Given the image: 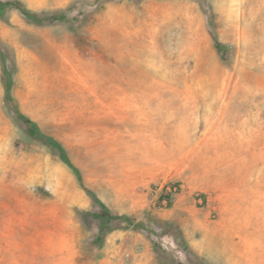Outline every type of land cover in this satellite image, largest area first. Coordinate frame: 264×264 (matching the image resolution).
<instances>
[{"label":"rangeland","instance_id":"374dc122","mask_svg":"<svg viewBox=\"0 0 264 264\" xmlns=\"http://www.w3.org/2000/svg\"><path fill=\"white\" fill-rule=\"evenodd\" d=\"M21 1L71 5L75 24L0 17L19 110L135 221L98 238L92 196L6 102L0 59V264H264V0Z\"/></svg>","mask_w":264,"mask_h":264},{"label":"trees","instance_id":"16d2710c","mask_svg":"<svg viewBox=\"0 0 264 264\" xmlns=\"http://www.w3.org/2000/svg\"><path fill=\"white\" fill-rule=\"evenodd\" d=\"M109 0H96V3L99 6H102L104 3H106ZM203 5L204 1L201 0ZM8 7H13L18 9L24 17L35 24H45L52 20H59V21H68L71 22L73 25L75 24L74 18L71 16L70 11L72 10V6H68L66 8H61L57 10H34L27 6L23 1L21 0H8V1H0V17L5 16V10ZM204 9L206 10L209 18V26L211 29V33L214 39V44L217 49V51L222 55L223 58H225V54L230 48V45L228 43H225L219 39L217 30L215 28V18L214 14L211 11L210 8L204 6ZM0 59L3 62L4 70H3V82L5 87V99L6 102L9 104L10 108L14 111V114L19 122H21L27 134L32 137L33 139H36L43 143L44 145L48 146L51 150H53L55 153H57L61 159L75 172V174L78 176L80 183L85 187L83 177L81 174L80 169L76 166V164L72 161L70 158L67 149L62 144L61 141H59L54 136L44 132L38 123L34 121L30 116L24 114L21 112L16 104V100L13 96L12 89L14 84V78H13V70L7 65V52L4 50L1 42H0ZM88 193L92 196L94 199L96 206L98 210L94 212V215L98 217L101 221V227H100V234L98 238L104 236L107 232H110L116 227H118L115 223L118 221H125L128 223H133L135 219L127 214H116L114 213L103 201L102 199L97 195V193L90 189L85 187ZM136 226L140 228H144V224L142 222H136Z\"/></svg>","mask_w":264,"mask_h":264},{"label":"crops","instance_id":"0c3cea01","mask_svg":"<svg viewBox=\"0 0 264 264\" xmlns=\"http://www.w3.org/2000/svg\"><path fill=\"white\" fill-rule=\"evenodd\" d=\"M262 202H263V204H264V190H263V193H262Z\"/></svg>","mask_w":264,"mask_h":264}]
</instances>
